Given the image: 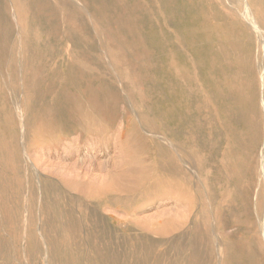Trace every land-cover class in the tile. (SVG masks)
<instances>
[{"label": "rangeland", "instance_id": "obj_1", "mask_svg": "<svg viewBox=\"0 0 264 264\" xmlns=\"http://www.w3.org/2000/svg\"><path fill=\"white\" fill-rule=\"evenodd\" d=\"M100 1L0 0V264H105L87 237L98 227L120 264H192L196 245L206 264H264V135L235 150L220 91L236 78L206 83L183 37L199 18L200 38L252 46L260 74L264 28L236 0H177L195 12L182 27L167 0ZM139 167L129 194L98 193Z\"/></svg>", "mask_w": 264, "mask_h": 264}, {"label": "bare ground", "instance_id": "obj_2", "mask_svg": "<svg viewBox=\"0 0 264 264\" xmlns=\"http://www.w3.org/2000/svg\"><path fill=\"white\" fill-rule=\"evenodd\" d=\"M100 1V0H99ZM164 1V0H163ZM162 1V2H163ZM181 1V0H180ZM185 1V0H184ZM194 1V0H193ZM90 2V1H89ZM92 2V1H91ZM96 2V1H95ZM101 2V1H100ZM228 2V1H227ZM232 2V1H231ZM238 4L237 10H242L241 11V18L245 21V23L252 27L256 33H261V29L264 28V10L262 7L264 6V0H236ZM77 3V2H76ZM98 3V1H97ZM96 3V5H97ZM186 3V2H185ZM167 4L170 5V13L174 17H176L178 25L182 27V24L185 20V18L188 16V14H192L194 12V7L192 6H187L183 5L182 3L178 2L177 0H167ZM188 4V2H187ZM197 4V2H196ZM228 4V3H227ZM163 5V4H162ZM90 6V5H89ZM197 7V6H196ZM198 8V7H197ZM262 10H260V9ZM85 9V8H84ZM86 11V10H85ZM97 11V10H96ZM210 11V10H209ZM169 12V11H168ZM195 13V12H194ZM239 13V12H238ZM190 16V15H189ZM194 17V14L191 16ZM90 19V18H89ZM146 20V19H145ZM91 21V20H90ZM98 21V20H96ZM189 22V20H187ZM199 18L194 19L193 23L190 25L189 30L191 32V36H187L183 32V37L187 39V41H191V39H194L196 42V47H195V52L193 53L194 55V65L199 66V68L204 71V74L206 73V79L205 82L210 84L211 86L213 85L214 88L218 85L219 81L224 78L232 77L236 78L235 85L231 88H226L220 91V95H222L225 99V101L233 108H235V118L233 117L236 125V130L234 133V140H233V145L236 151L242 152L244 149V146L241 145V139L244 134H246L248 137L250 135V143H249V148L251 150H255L258 148V145L260 143V140L262 139L264 133H262V120L264 119V68L261 70L260 69V74L257 70H255L252 67V63L254 61L252 53V46L249 44H246L245 42H242V40H232L230 41L228 47H224V45L220 44H215L214 42H211L208 40L209 38H200L199 33ZM150 22V21H149ZM98 23V22H97ZM177 25V24H176ZM186 24H184L185 26ZM147 27V26H146ZM155 28L156 26H152V28ZM176 27V26H175ZM178 27V26H177ZM186 27V26H185ZM203 27V26H202ZM206 27V26H205ZM153 28V29H154ZM93 29V28H92ZM147 29V28H146ZM149 29V28H148ZM147 29V30H148ZM156 29V28H155ZM159 29V28H158ZM179 29V28H178ZM186 29V28H185ZM146 30V31H147ZM150 30V29H149ZM151 31V30H150ZM154 32V31H153ZM156 32V31H155ZM168 32L164 30V33ZM181 32V31H180ZM148 33V32H147ZM145 33V35L147 34ZM150 33V32H149ZM152 33V32H151ZM232 33V32H231ZM210 34V33H209ZM235 34V33H234ZM144 35V32H143ZM153 40L157 41L159 37L154 35ZM180 35V34H179ZM150 35H147V38ZM156 36V37H155ZM159 36V35H158ZM166 36V35H165ZM206 37H209L206 35ZM152 38V37H151ZM157 38V39H156ZM150 39V37H149ZM148 39V41H149ZM152 40V41H153ZM167 40V39H166ZM164 41V40H163ZM73 42V41H72ZM154 42V41H153ZM160 43V42H159ZM157 43V44H159ZM163 43V42H162ZM165 44V43H163ZM156 45V44H155ZM154 45V46H155ZM161 45V44H160ZM159 45V46H160ZM158 46V47H159ZM166 46V45H165ZM255 48L258 49L256 54H259V58L263 61L264 64V35L260 36L257 40V44H255ZM160 49V48H158ZM163 49V48H162ZM161 49V50H162ZM176 49V48H175ZM103 50V49H102ZM166 50V49H165ZM164 50V51H165ZM161 52V51H160ZM175 52V51H174ZM177 52V51H176ZM175 52V53H176ZM189 52H191L189 50ZM104 53V52H103ZM162 53V52H161ZM168 53V52H165ZM181 53V51H180ZM107 54V53H106ZM177 55L179 53H176ZM105 55V53H104ZM163 55V54H162ZM180 55V54H179ZM178 55V57H179ZM192 55V53H191ZM156 57H158L156 55ZM161 57V56H160ZM186 57V56H185ZM164 58H166L164 56ZM170 59V56L168 57ZM184 58V57H183ZM256 58V57H255ZM258 58V57H257ZM109 59V58H108ZM161 59V58H159ZM158 59V61H159ZM172 59V58H171ZM170 59V60H171ZM179 59V58H176ZM181 59V58H180ZM179 59V60H180ZM162 61L164 59H161ZM167 60V59H166ZM183 59H181V62ZM260 60V59H259ZM169 61V60H168ZM173 61V60H172ZM171 62V61H169ZM175 62V60H174ZM173 62V63H174ZM179 61H176V63ZM187 62V61H186ZM155 63V62H154ZM166 63V62H164ZM172 63V64H173ZM180 63V62H179ZM163 64V62H162ZM168 64V63H166ZM262 64V65H263ZM160 65V64H159ZM165 65V64H164ZM170 65V64H169ZM180 65V64H179ZM189 65V64H188ZM191 65V64H190ZM260 65V64H259ZM168 66V65H167ZM182 66V63L181 65ZM185 66V65H184ZM158 67V66H157ZM165 67V66H164ZM187 68V64L185 66ZM184 67V68H185ZM173 68V67H172ZM179 68V67H178ZM256 68V67H255ZM167 69V68H166ZM193 69V68H192ZM191 69V70H192ZM74 70V69H73ZM77 70V69H76ZM160 70V69H158ZM165 70V69H164ZM184 70V69H183ZM188 70V69H187ZM122 71V70H121ZM167 71V70H166ZM181 71V70H180ZM186 72V70H184ZM162 72V70H161ZM165 72V71H163ZM189 72V71H188ZM74 72L72 70L69 71V74H73ZM167 73V72H166ZM182 73V71H181ZM187 73V72H186ZM193 73V72H192ZM75 74V73H74ZM159 74V73H158ZM202 74V75H204ZM72 76V75H71ZM164 76V75H163ZM201 76V74H200ZM158 77V76H157ZM86 78V77H85ZM88 78V77H87ZM159 78V77H158ZM202 78V77H201ZM200 78V79H201ZM165 80V79H164ZM202 80V79H201ZM221 82V81H220ZM180 84V83H179ZM176 85V84H175ZM77 86H79L77 84ZM152 86V85H150ZM194 86V85H193ZM204 86V85H203ZM210 86V87H211ZM170 87V86H169ZM173 87V86H172ZM205 87V86H204ZM222 87V86H221ZM211 87V89H214ZM167 89V88H166ZM205 89V88H204ZM95 90V89H94ZM165 90V89H164ZM168 90V89H167ZM179 90V89H178ZM182 90V89H181ZM208 90V89H206ZM76 92V91H75ZM183 91H180L182 93ZM62 93V92H60ZM79 93L83 96V98L87 95L79 90ZM210 93V92H208ZM213 93V92H212ZM166 94V93H165ZM164 94V96H165ZM184 94V92L182 93ZM181 94V95H182ZM216 94V93H215ZM167 98L171 95L167 94ZM180 97H183V95ZM177 96V95H176ZM185 96V95H184ZM178 97V96H177ZM166 98V97H165ZM171 99V98H170ZM170 99L169 102H170ZM166 100V99H165ZM184 101V100H181ZM168 103V102H167ZM213 103V102H212ZM223 102L220 103V105ZM164 104V103H163ZM131 105V104H130ZM166 105V103H165ZM176 105V104H175ZM183 105L182 103L179 104ZM189 105V104H188ZM224 104H222L223 106ZM228 105V106H229ZM166 107V106H165ZM164 107V108H165ZM227 107V106H224ZM163 108V109H164ZM174 108V107H172ZM176 108V107H175ZM178 108V106H177ZM176 110L178 111V109ZM183 108V107H182ZM180 109V108H179ZM192 109V108H191ZM161 110V109H160ZM184 110V109H182ZM193 110V109H192ZM159 111V110H158ZM164 112L166 110H163ZM181 111V109H180ZM194 111V110H193ZM170 112V111H169ZM174 112V111H173ZM161 113V112H160ZM163 113V112H162ZM183 113V111H182ZM164 114V113H163ZM172 114V113H171ZM170 114V115H171ZM181 114V113H180ZM162 115V114H161ZM168 115V114H167ZM174 115V114H173ZM183 115V114H182ZM227 115V114H226ZM230 115V114H229ZM247 115H250L253 117V120H246L245 117ZM166 116V115H165ZM194 116V114H193ZM175 117V116H174ZM179 117V116H178ZM181 117V116H180ZM184 117V115H183ZM189 117V116H188ZM192 117V116H191ZM172 118V116H171ZM182 118V117H181ZM156 121V117L154 118ZM164 119V118H163ZM174 119V118H173ZM176 119V118H175ZM158 120V119H157ZM191 120V119H189ZM177 121V120H176ZM184 121V120H183ZM175 122V121H174ZM173 122V123H174ZM183 123V122H182ZM175 124V123H174ZM186 124V123H184ZM186 127V126H185ZM195 127V126H194ZM122 128V127H121ZM193 133V131H192ZM197 133V132H196ZM205 134V133H204ZM202 140V137H200ZM170 142V141H168ZM140 143V142H139ZM181 143V142H179ZM201 143V141H200ZM199 143V144H200ZM223 143V142H222ZM135 144V143H134ZM172 144V143H171ZM137 145V143L135 144ZM134 145V146H135ZM229 145V144H228ZM203 146V144H202ZM140 147V146H139ZM200 147V146H199ZM176 148V147H175ZM174 148V149H175ZM201 148V147H200ZM203 148V147H202ZM138 149V148H137ZM140 149V148H139ZM178 149V148H177ZM181 149V148H180ZM165 150V149H164ZM182 150V149H181ZM166 151V150H165ZM226 151V150H225ZM76 153V152H75ZM78 153V152H77ZM262 156V155H261ZM257 159V158H256ZM263 162H262V168L263 169V174H264V156H263ZM51 160V159H50ZM198 160V159H197ZM196 162V161H195ZM89 163V162H88ZM231 163V162H230ZM197 164V163H196ZM199 164V163H198ZM88 167V166H87ZM86 167V168H87ZM188 167V166H187ZM85 168V169H86ZM161 168V167H160ZM131 169V168H130ZM234 169V168H233ZM162 170H166L165 167L162 168ZM147 171V168H134L131 170H126V173L123 175L126 176H131L130 179H124L122 183H119L118 185L113 183H107L106 181H102V188L99 194L101 196H108L111 197L112 193H130L132 190H134V187L138 184V180L145 176V173ZM261 171V170H260ZM261 171V173H262ZM243 173V166L239 168L238 174ZM263 174L261 176H263ZM91 174L86 173L84 175V179L86 178L88 183L85 185H92L94 184V181L96 177L92 178L90 176ZM114 177V176H113ZM251 177V176H250ZM249 177V178H250ZM133 178V179H132ZM262 178V177H261ZM132 180V181H131ZM264 180V178H263ZM118 182V181H117ZM83 184V185H84ZM207 194V193H206ZM94 195V194H93ZM96 195V194H95ZM90 198L92 195H90ZM192 196V195H191ZM41 197V196H40ZM89 198V199H90ZM101 198V197H100ZM199 198V197H198ZM98 199V198H97ZM255 204V203H254ZM175 208V207H174ZM177 209V208H176ZM39 217V216H38ZM99 222V221H98ZM96 224V223H95ZM261 225V224H260ZM231 230V229H230ZM263 230V237H264V227L262 228ZM242 231V230H241ZM87 237H91L90 239H93L97 244L93 248V250L102 258L105 264H120L119 259L117 258V254H113V252L109 251L111 250L110 248L107 247V242L110 244V241L116 242L115 240H111V236L107 235L100 227H98V230L92 234L87 235ZM192 242V241H191ZM117 243H121L120 241ZM195 243V242H194ZM198 244V243H197ZM115 245V244H114ZM112 245V246H114ZM117 245V244H116ZM194 246V244H192ZM111 246V244H110ZM202 246V245H201ZM200 246V247H201ZM116 247V246H115ZM112 248V247H111ZM114 248V247H113ZM112 248V249H113ZM116 249V248H115ZM119 249V248H118ZM205 249V248H204ZM203 249V251H204ZM117 253V252H116ZM121 253V252H120ZM203 252L199 248V246L193 247L188 260L190 258L193 260L192 264H206L205 259L202 257ZM206 255V254H205ZM208 255V254H207ZM254 253H250L247 257V260L251 262L254 259ZM46 256V255H45ZM187 260V261H188ZM209 260V259H208ZM147 259H143L141 261L136 262V264H148L146 263ZM27 263V262H26ZM208 263V262H207ZM159 264V263H158ZM244 264V263H243ZM249 264V263H248Z\"/></svg>", "mask_w": 264, "mask_h": 264}]
</instances>
